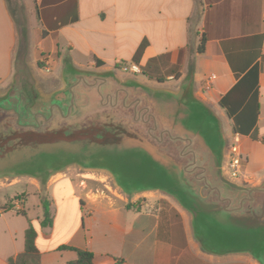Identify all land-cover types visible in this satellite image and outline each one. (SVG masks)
<instances>
[{
    "label": "crops",
    "instance_id": "0c3cea01",
    "mask_svg": "<svg viewBox=\"0 0 264 264\" xmlns=\"http://www.w3.org/2000/svg\"><path fill=\"white\" fill-rule=\"evenodd\" d=\"M25 1L33 3L43 30L40 44L51 42L41 48L47 54L59 52L76 68L98 62L100 71L133 64L161 87L188 80L195 98L224 121L230 148L241 157V179L264 181V0ZM201 39L204 51L198 53ZM16 44L13 17L0 0V90L15 69ZM65 172L47 181L50 227L40 226L39 201L41 212L30 220L15 211L17 206L0 211V264L23 252L28 221L36 231L40 264L74 260V252L59 251L62 246L92 253L95 264H196L200 259L180 213L170 219L155 199L138 203L99 188L91 178L75 182Z\"/></svg>",
    "mask_w": 264,
    "mask_h": 264
},
{
    "label": "water",
    "instance_id": "95a60500",
    "mask_svg": "<svg viewBox=\"0 0 264 264\" xmlns=\"http://www.w3.org/2000/svg\"><path fill=\"white\" fill-rule=\"evenodd\" d=\"M93 94L96 107L124 118L136 136L101 158L102 171L123 193H165L190 215L204 251L246 254L264 264V181L244 186L225 177L221 121L195 98L188 80L171 91L114 78V86Z\"/></svg>",
    "mask_w": 264,
    "mask_h": 264
},
{
    "label": "flooded vegetation",
    "instance_id": "af4514ba",
    "mask_svg": "<svg viewBox=\"0 0 264 264\" xmlns=\"http://www.w3.org/2000/svg\"><path fill=\"white\" fill-rule=\"evenodd\" d=\"M114 78L112 71H100L99 66L85 73L67 68L60 77L61 87L49 95L27 83L12 93L3 92V87L0 179L28 177L43 181L70 167L105 170L103 154L126 138H136L124 118L96 107L93 91L114 86ZM134 95L140 97L141 93Z\"/></svg>",
    "mask_w": 264,
    "mask_h": 264
},
{
    "label": "rangeland",
    "instance_id": "374dc122",
    "mask_svg": "<svg viewBox=\"0 0 264 264\" xmlns=\"http://www.w3.org/2000/svg\"><path fill=\"white\" fill-rule=\"evenodd\" d=\"M6 2L17 29V44L15 47L14 56L15 69L11 79L8 81V84H5L4 88L2 89L3 92L12 93L13 91H16V89H18L22 83H27L36 87L39 93H42L43 95H49L54 92L55 89H59L61 87L62 82L60 83V77L67 68H74L84 73L87 69L90 70L92 68L88 66L76 68L69 62V58L66 56H61L59 52H54V54L50 55L41 51V48H47V46L50 47L51 42L45 41L41 43L42 45L40 44L43 30L39 26L33 3L31 1L25 0H6ZM133 66V64L125 66L119 65V67H116L115 71H111L117 77V79L121 81H135L154 89H169L171 91H177L181 87V84L174 85L172 83L161 87L154 81H149L147 78L142 76L141 69L136 65L135 66L138 68V72H135L132 69ZM170 81L172 82L173 79ZM213 111L216 113L215 110ZM262 112L264 113V108ZM221 122L222 131L228 136L226 144V151L228 153L225 155L226 158L223 164V173L225 174L228 171L227 163L229 162L228 159L230 157L231 141L224 121L221 120ZM231 156L233 157L234 155L231 154ZM62 172H65V170ZM63 174L70 175L73 177L72 179L75 180V182H78V180H84L86 177L91 178L93 181H96L99 184V188L102 187L101 185L107 186L111 192L117 195L121 193V195H124V197L128 196L129 199L136 200L138 203L142 202V200L155 199L157 206L160 207L161 211H166L170 219L177 218V212L180 213V215L186 217L189 223L192 238L196 243L197 249L200 253V259L197 260L196 264H260L251 256L246 254L217 256L204 251L192 234L190 215L185 210H183L172 197L166 195L165 193L156 191L145 192L139 195H132L125 192L123 193V191H121L117 185H115L113 178L102 170H96L93 172L83 171L78 168L71 167V169L67 170V172ZM239 176L240 174L238 173V178L230 179L232 182L238 185L257 186L259 184L255 180L246 182L241 179L242 176L241 178H239ZM225 177H227V173L225 174ZM48 178H46L47 180L44 179L43 181L40 178L35 180L28 177H16L10 179L8 177V180L0 179V211L5 212L7 210H15V207L17 206V209L15 210L17 213H20L21 211L24 213L27 212L26 219L30 220L33 216L39 215L41 210L40 205H38V201L41 203V200L43 199L49 200L51 195L50 192H46ZM251 183L255 184L251 185ZM102 188L105 189L104 187ZM23 201H26L25 206L23 205ZM3 208L6 210H3ZM180 218L182 219L181 216Z\"/></svg>",
    "mask_w": 264,
    "mask_h": 264
},
{
    "label": "trees",
    "instance_id": "16d2710c",
    "mask_svg": "<svg viewBox=\"0 0 264 264\" xmlns=\"http://www.w3.org/2000/svg\"><path fill=\"white\" fill-rule=\"evenodd\" d=\"M204 43H205L204 39H201L199 47H198V53H202L204 51ZM143 48H144V44L141 45L140 48L138 49L135 55V58H134L135 62L140 58ZM95 64L96 66H100L98 62H96ZM148 78L151 79L150 77ZM159 82H162V81H159ZM224 105H225L224 102L220 103L221 108H225ZM233 132L236 133V131L234 130ZM41 206H42V220L40 222V226L42 228L50 227L52 221H51V214L49 210V202L43 199L41 200ZM130 207L131 206L129 205L127 206V208H130ZM134 207L137 210L139 209L137 205ZM3 210H6V209L3 208ZM19 214H21L22 216H26V214L22 211ZM35 239H36V231L30 224V222H28V228L26 229L25 234H24V250L22 253L17 255L14 259L9 260L8 264H40V256L35 247ZM62 250H69L76 254V258L74 260L68 261L65 264H95L93 254L88 251L66 247V246H62L59 248V251H62Z\"/></svg>",
    "mask_w": 264,
    "mask_h": 264
},
{
    "label": "built area",
    "instance_id": "2783aa9c",
    "mask_svg": "<svg viewBox=\"0 0 264 264\" xmlns=\"http://www.w3.org/2000/svg\"><path fill=\"white\" fill-rule=\"evenodd\" d=\"M132 69L135 72H138V68L135 65L132 67ZM231 154L234 155V156L232 157ZM229 156H228L229 157V159H228L229 162L227 163L228 164V171L226 172L227 173V177L226 178L228 180H231L230 178L236 179V178H238V173L240 174L239 178H241V173H240V170H239L240 161H241L240 155L236 152V150H234L233 147H231Z\"/></svg>",
    "mask_w": 264,
    "mask_h": 264
}]
</instances>
